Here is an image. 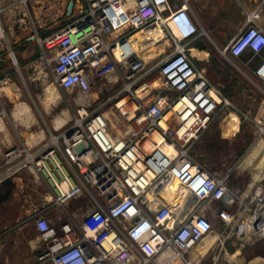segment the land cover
<instances>
[{
    "label": "built area",
    "instance_id": "1",
    "mask_svg": "<svg viewBox=\"0 0 264 264\" xmlns=\"http://www.w3.org/2000/svg\"><path fill=\"white\" fill-rule=\"evenodd\" d=\"M65 10L67 25L29 37L41 47L40 58L52 55L54 87L86 97L99 81L100 90L119 80L123 86L91 108L96 100L82 99L77 116L49 143L34 150L12 147L3 155L5 174L36 165L57 205L82 195L94 204L76 227L62 223L61 236L45 218H36L40 235L51 242L35 264H197L191 253L212 232L210 216L224 229L238 217L229 209L237 195L227 186L228 172L210 173L190 153L219 106L228 103L189 54L202 31L185 1L68 0ZM257 16L247 17L224 53L237 57L264 49V31L250 24ZM155 28L169 44L145 59L151 39L144 48L132 37ZM155 72L161 84L152 87ZM254 72L264 81V57ZM106 106L137 125L129 138L110 136L100 112Z\"/></svg>",
    "mask_w": 264,
    "mask_h": 264
},
{
    "label": "rangeland",
    "instance_id": "2",
    "mask_svg": "<svg viewBox=\"0 0 264 264\" xmlns=\"http://www.w3.org/2000/svg\"><path fill=\"white\" fill-rule=\"evenodd\" d=\"M11 1L14 0L0 3V33H3L0 39V119H11L12 137L18 138L16 145L34 150L49 143L53 135L59 134L71 124L77 116L76 109L81 107L77 103H83L82 99L86 104L96 100V103L89 106L91 108L121 88L123 82L119 80L106 83L101 90L102 82H96L86 97H75L77 103L72 100L68 91L56 90L52 84V55L47 52L40 58L41 47L29 37L35 32L43 36L67 25L71 21L65 10L68 0H43L45 5H54L45 12L37 10L39 5L35 1L37 3L40 0H27L26 4L21 0H17L16 4ZM45 9L46 7L43 8ZM202 37L205 41L203 43L208 46L209 57L195 58L194 63L198 69L203 70L210 84L220 91L222 98L228 101L219 106L212 120L217 122L228 119L232 128L238 127L233 143L224 144L228 145L222 151L228 154L225 163L216 158L214 162L210 159L207 162L219 174L229 170L227 186L237 195L234 211L238 213V217L236 224L227 229L218 221L212 222V232L199 243L202 250H207L198 257L197 264H230V256L240 259L242 264H253L254 261L264 264V230L257 231L254 226H249L251 219L256 221L257 228L262 225L258 221L260 213L257 210L258 204H264V154L257 155L249 163L246 162L248 154L264 140V82L256 76L242 74L238 69L242 67L241 61L218 54L209 44L208 38ZM167 44L169 41L164 40L144 53L150 59ZM11 52L14 53L13 58ZM36 55L37 67L33 64ZM157 75L156 72L153 73L154 78ZM158 82L161 84L160 79ZM159 93L169 95L167 92ZM59 117L68 119V122L56 128L52 121ZM41 129L44 131L41 132L43 138L33 145L29 144L33 137L31 132H39ZM223 143L220 142L221 146ZM258 186L261 187L259 195ZM89 201L91 200L87 196L80 197L69 204L68 208L74 209L76 205H80L85 211L92 206ZM239 225L242 229L236 231ZM32 235L40 236L32 225H27L18 236L12 238L5 251L9 258V262L5 264L36 263L40 249H30L27 238ZM213 236L217 239L211 245Z\"/></svg>",
    "mask_w": 264,
    "mask_h": 264
},
{
    "label": "crops",
    "instance_id": "3",
    "mask_svg": "<svg viewBox=\"0 0 264 264\" xmlns=\"http://www.w3.org/2000/svg\"><path fill=\"white\" fill-rule=\"evenodd\" d=\"M4 1L0 0V3ZM184 1L187 4L188 13L196 27L202 31V34L191 41L188 46L189 54L193 59H207L209 57L208 46L203 43L205 41L202 37L206 36L209 44L216 49L218 54L242 62V67L238 68L242 74L256 76L254 71L261 62L262 57H264V49L259 53L246 50L237 57H232L224 53L223 49L228 45L232 37L248 25L247 17L252 13H257L258 16L250 24L264 31V0H170L175 6L181 5ZM11 3L16 4L17 0L11 1ZM35 4L39 5L37 10L41 12L48 11L54 6L53 3H50L51 5L49 6L45 5L43 0L37 1V3L35 1ZM44 6L46 7L45 10H43L45 8ZM198 53L202 55H198ZM37 56L34 57L33 61L35 67L38 65ZM116 77H121L120 70L116 72ZM115 111L109 106L100 109V112L106 118L108 133L114 138H129L130 132L135 130L137 125L132 119H124ZM10 120L0 119V229L2 231L0 235V264L9 262L5 251L13 240L12 238L18 236L24 226L32 225L38 231L35 225V220L38 216L45 218L55 229L56 235L61 236L62 223L67 222L76 227L81 218L94 207V204L89 201L92 203V206L85 211L82 210L80 205H76L74 209L68 208L69 204L87 195H82L78 198L70 199L62 205H57L55 203L53 189L46 180L43 172L38 170L34 164L24 166L20 169L12 168L9 174H5L7 165L3 162L4 153L12 147L19 146L16 145L18 138L12 137ZM54 121H52L53 125L55 124ZM67 122L68 119L60 127ZM215 125L217 126L215 127ZM237 130L238 127L232 128L230 120L228 119H221L217 122L214 120L210 121L207 128L201 131L198 138L192 143L190 148L192 157L210 173L222 175L217 170L210 168L207 160L210 159L214 162L216 158L218 161L225 163L228 154L222 151L228 145L225 146L224 144L229 142L231 145L233 143ZM41 132L44 133L42 129L39 132L31 133L34 136ZM220 142H224L222 146ZM228 171L227 169L224 173ZM229 209L234 211L235 203ZM210 219L212 222L218 221L214 216H210ZM213 237L211 245L217 239V237ZM27 242L31 250L40 249L37 254L38 256L47 248L51 240H46L41 235H32L27 238ZM200 245L198 243L191 253V256L196 262L198 261V257L207 250H202Z\"/></svg>",
    "mask_w": 264,
    "mask_h": 264
},
{
    "label": "bare ground",
    "instance_id": "4",
    "mask_svg": "<svg viewBox=\"0 0 264 264\" xmlns=\"http://www.w3.org/2000/svg\"><path fill=\"white\" fill-rule=\"evenodd\" d=\"M0 31H1V28H0ZM120 31H122V29H120V30H118V31H116V32H114L113 33V35H115V34H117V33H119ZM3 34V33H2ZM132 39H134V41H135V43H138L139 45H143V47L145 48V41H146V39L147 40H149V39H151V41H147L146 42V44H149V46L150 47H152V46H156V45H158L159 43H163V41L164 40H168V39H166V38H163V33H162V31H161V29H159V28H155V29H148V30H144V31H142V32H137V33H135L134 35H133V37H132ZM168 45V44H167ZM147 46V45H146ZM166 46V45H165ZM162 47V46H161ZM164 47V46H163ZM163 47L161 48V50L163 49ZM160 50V51H161ZM144 56H145V59H149V55L145 52L144 53ZM14 60H15V58H14ZM156 81H157V83H156ZM160 84H159V82H158V79H152L151 81H150V86H152V87H157V86H159ZM52 96H53V94H52ZM80 99H82V98H80ZM82 101V100H81ZM66 112V111H65ZM64 118V117H63ZM63 118H57V119H55V126H56V128H59L64 122H65V120L66 119H63ZM154 136H157V134L156 133H154L153 134ZM43 138V135H42V133H39V134H37V135H34L32 138H31V140L29 141V144H35V143H37V142H39L41 139ZM262 154H264V140L262 141V142H260L259 144H258V146L257 147H255L250 153H249V155H248V158H247V163L248 162H250L254 157H256L257 155H262ZM174 189H178V186H176L175 184L174 185H171ZM258 193V192H257ZM177 198H175L174 200H176ZM263 199H264V197H263ZM259 200L261 201L262 200V198H259ZM174 203H175V201H174ZM176 203H178V201L176 202ZM257 211H259V213H260V216H259V219H258V221H260V222H262V225H261V227L260 228H257L256 227V221H254L253 219H251L250 221V224H249V226H254V228L257 230V231H261V230H264V204H258V210ZM257 216V215H256ZM241 229H242V226L241 225H239V227H238V230L237 231H241ZM206 237H208V236H206ZM206 237H204L203 239H205ZM202 239V240H203ZM201 240V241H202ZM200 241V242H201ZM199 242V243H200ZM228 260H229V262H230V264H242L241 263V260L240 259H236L234 256H230V257H228ZM253 264H258L256 261H254L253 262Z\"/></svg>",
    "mask_w": 264,
    "mask_h": 264
},
{
    "label": "flooded vegetation",
    "instance_id": "5",
    "mask_svg": "<svg viewBox=\"0 0 264 264\" xmlns=\"http://www.w3.org/2000/svg\"><path fill=\"white\" fill-rule=\"evenodd\" d=\"M57 90V89H56ZM69 93H70V95H72V100L75 102V103H77L76 102V100H75V97H78L79 96V94L76 92V91H68ZM77 104H82L81 102H79V103H77Z\"/></svg>",
    "mask_w": 264,
    "mask_h": 264
},
{
    "label": "water",
    "instance_id": "6",
    "mask_svg": "<svg viewBox=\"0 0 264 264\" xmlns=\"http://www.w3.org/2000/svg\"><path fill=\"white\" fill-rule=\"evenodd\" d=\"M238 230V227H236V231Z\"/></svg>",
    "mask_w": 264,
    "mask_h": 264
}]
</instances>
